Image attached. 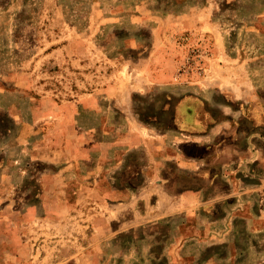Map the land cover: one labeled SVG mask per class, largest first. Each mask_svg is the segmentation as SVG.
<instances>
[{
  "label": "rangeland",
  "instance_id": "rangeland-1",
  "mask_svg": "<svg viewBox=\"0 0 264 264\" xmlns=\"http://www.w3.org/2000/svg\"><path fill=\"white\" fill-rule=\"evenodd\" d=\"M0 264H264V0H0Z\"/></svg>",
  "mask_w": 264,
  "mask_h": 264
},
{
  "label": "crops",
  "instance_id": "crops-1",
  "mask_svg": "<svg viewBox=\"0 0 264 264\" xmlns=\"http://www.w3.org/2000/svg\"><path fill=\"white\" fill-rule=\"evenodd\" d=\"M191 111H192V114H191ZM187 110V113L185 114L183 111L181 112L182 113V116H180V119L184 121H187V120H192L193 119V122L194 124H196V126H193L191 125H183V126H180V124H178V126H176V130L179 131V132H183V133H187V134H191L193 136H206V134L208 132L205 133L204 129L198 127L200 124H197L198 122H202L203 123V117H204V112L203 110H200L199 109L196 111V110ZM184 116V117H183ZM201 123V124H202ZM204 124V123H203Z\"/></svg>",
  "mask_w": 264,
  "mask_h": 264
}]
</instances>
